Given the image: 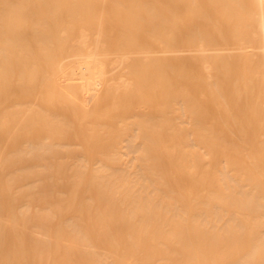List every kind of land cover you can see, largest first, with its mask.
Masks as SVG:
<instances>
[{
	"label": "bare ground",
	"instance_id": "obj_1",
	"mask_svg": "<svg viewBox=\"0 0 264 264\" xmlns=\"http://www.w3.org/2000/svg\"><path fill=\"white\" fill-rule=\"evenodd\" d=\"M0 264H264V0H0Z\"/></svg>",
	"mask_w": 264,
	"mask_h": 264
}]
</instances>
